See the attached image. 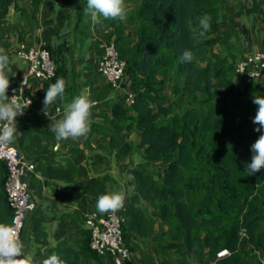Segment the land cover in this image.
Masks as SVG:
<instances>
[{
	"label": "trees",
	"instance_id": "16d2710c",
	"mask_svg": "<svg viewBox=\"0 0 264 264\" xmlns=\"http://www.w3.org/2000/svg\"><path fill=\"white\" fill-rule=\"evenodd\" d=\"M15 1L0 0V47L4 38L1 29L9 27L11 9L19 8ZM220 1L139 0L128 16L137 24V41L132 42L123 26L108 37L127 64L120 87L128 76L133 90L130 107L124 98L112 105L110 124L118 134L136 129L141 136L144 161L130 170L135 191L157 208L161 222L169 227L158 235L165 253H176L181 260L190 253L199 264H264V169L250 176L245 172L253 155L251 145L264 132L254 130L258 106L252 102L254 96L264 97V86L258 82L261 78L249 80L246 74L237 73L233 47L227 51L216 48L226 35L219 18ZM38 3L34 0L36 7ZM248 9L259 17L264 32V0H249ZM204 15L211 18L210 30L194 38L192 32L199 31V18ZM62 44L55 50L50 44L43 45L57 67L56 75L46 81L51 84L63 74L57 66L64 52ZM185 50L194 53L190 63L180 62ZM168 81L173 83V102L164 92ZM46 122L38 115L23 119L22 141L27 136L40 139L36 128L40 125L47 133ZM108 142L110 148L119 145L114 135ZM17 148L32 160L23 148ZM41 148L39 145L37 152ZM131 148L132 144L124 143L120 154ZM153 162H160L163 169H148L146 166ZM75 171L74 164L68 168L49 164L46 175L70 181ZM6 178L7 166L0 160V224L9 226L13 210L4 190ZM91 190H104L103 182L97 181ZM121 214L125 217L124 235L131 232L150 237L153 220L141 207L128 205ZM86 232L79 253L100 259L89 246L91 230ZM224 249L229 254L218 257ZM52 254L65 264H77L74 249L58 247ZM71 255L73 260L68 263ZM176 262L164 258L158 264Z\"/></svg>",
	"mask_w": 264,
	"mask_h": 264
},
{
	"label": "crops",
	"instance_id": "0c3cea01",
	"mask_svg": "<svg viewBox=\"0 0 264 264\" xmlns=\"http://www.w3.org/2000/svg\"><path fill=\"white\" fill-rule=\"evenodd\" d=\"M138 4L139 0H124L126 19H105L101 16L100 22L96 23L86 11L87 0H39L37 7L34 0H16L15 5H19V8L11 9L8 15L9 27L1 29L4 38L0 48L6 50L11 61V71L8 73L10 86L18 84L28 75L29 62L16 55L21 44L40 47L47 43L55 50L63 43L64 48L60 55L61 61L57 63L63 74L59 73L56 80L63 78L66 81L65 96L48 108L52 112L56 106H63V114L54 119L42 115L43 100L51 83L32 78L27 90L35 101V108L20 115L16 122L18 133L13 143L23 148L37 166L30 179L35 208L28 214L21 237L24 256L31 258L30 264H42L44 259L51 256L52 250L58 247L74 249L78 257L77 264H115L111 255L95 259L79 251L87 239L88 215L93 212L107 214L97 211L98 198L121 191L126 198L123 209L119 211L124 212L128 205L141 207L153 220L150 237L131 232L125 234L130 249L126 264H158L167 258L164 255L168 253L160 247L158 235L162 229L167 231L169 227L161 222L157 208L145 202L134 189V176L130 169L139 167L144 161L145 148L140 147L141 136L136 129L118 134L110 124L112 105L115 102L124 98L126 107H130L133 96L131 83L128 81L120 88H112L97 71L108 37L115 33L117 27L123 26L126 35L133 38L132 42L137 41V24L131 23L128 16H132L131 13ZM248 7L249 0L220 1L219 18L226 35L223 43L216 48L227 51L233 47L237 60L264 46V32L260 27L259 17L251 13ZM163 77L164 75H160V78ZM235 80L241 84V79H237V76ZM258 82L264 86V75ZM172 84L168 81L164 91L171 102L174 101L170 95ZM81 94H90V98L96 101L91 110L90 132L86 137L57 142L50 124L62 119L66 105ZM7 95L9 96V89ZM177 110L180 111V108ZM37 115L47 121L48 132L44 133L39 125L35 134L40 135V139L34 141L31 136H27L22 141L23 119ZM111 135L116 136L119 142V145L112 148L108 142ZM32 136H35L34 133ZM126 142L132 144V148L121 155V146ZM39 145L42 148L37 152ZM75 147L79 149L74 150ZM49 164L64 168L74 164V179L67 181L48 177L46 171ZM146 167L151 170L163 169L160 162L149 163ZM99 180L103 182L104 190L93 192L91 187ZM262 232L264 235V227ZM187 255V264H199L193 255ZM261 257L264 259V252ZM72 260L71 255L67 261L70 263Z\"/></svg>",
	"mask_w": 264,
	"mask_h": 264
},
{
	"label": "built area",
	"instance_id": "2783aa9c",
	"mask_svg": "<svg viewBox=\"0 0 264 264\" xmlns=\"http://www.w3.org/2000/svg\"><path fill=\"white\" fill-rule=\"evenodd\" d=\"M17 56L28 61L30 64L28 75L21 81L9 88V97L15 96L20 103L24 113L34 109L35 101L27 92L30 79L35 78L48 81L56 75V64L44 46L34 47L21 44L17 49ZM126 60L120 57L116 43L112 40L107 43L102 58L98 63V71L106 77L108 83L113 87H120L126 70ZM236 71L246 74L249 80L260 79L264 75V46L241 58L236 62ZM29 101H31L30 105ZM133 102V98H131ZM47 118H57L64 112L63 107L56 106L51 112L47 109ZM19 116L16 118V122ZM0 160L7 166V178L4 190L10 207L13 210L10 227L15 230L21 240L26 226L28 214L35 208L33 195L30 190V177L36 172V163L27 158L15 144L0 146ZM125 217L121 212L98 214L91 213L86 219V225L91 230L89 246L99 256L111 255L115 264H126L130 257L129 245L123 232ZM229 254L224 249L217 256L222 257Z\"/></svg>",
	"mask_w": 264,
	"mask_h": 264
},
{
	"label": "clouds",
	"instance_id": "9594fccd",
	"mask_svg": "<svg viewBox=\"0 0 264 264\" xmlns=\"http://www.w3.org/2000/svg\"><path fill=\"white\" fill-rule=\"evenodd\" d=\"M86 11L96 23L100 22L101 16L105 19L120 20L126 19L127 16L124 0H87ZM210 20L207 15L200 17L199 31L193 30L192 36L203 37L210 30ZM179 59L182 63H190L194 59V53L185 50ZM10 63L6 50L0 48V146L11 144L16 140L18 133L16 118L24 113L22 103L18 102L14 95L11 97L7 95L10 87L8 75L11 71ZM65 91L66 81L63 78H58L47 88L42 109L45 115H48L47 109L57 99H64ZM252 102L258 106L253 119V124L257 125L254 130L261 132L264 129V97L254 96ZM30 103L31 101L28 105ZM95 105L96 101L90 98V94H81L67 104L64 117L50 124L55 140L59 142L69 138L86 137L91 129V110ZM251 151L253 153L251 163L245 168L248 176L264 169V132H261L251 145ZM125 198L123 191L101 195L96 202V209L100 213H115L123 209ZM30 262L31 258L24 256V244L15 230L8 225L0 224V264H30ZM42 264H65V261L57 254H52L44 259Z\"/></svg>",
	"mask_w": 264,
	"mask_h": 264
},
{
	"label": "rangeland",
	"instance_id": "374dc122",
	"mask_svg": "<svg viewBox=\"0 0 264 264\" xmlns=\"http://www.w3.org/2000/svg\"><path fill=\"white\" fill-rule=\"evenodd\" d=\"M109 36V35H108ZM110 37V36H109ZM114 39V38H113ZM99 63V62H98ZM98 67V66H97ZM128 77V76H127ZM127 77L125 76V79H124V82H123V84L126 82V81H128L127 80ZM237 79H239L238 77H237ZM185 102H187V99H185L184 100ZM188 102H189V100H188ZM179 106H181L180 108H182V106L184 107V105H179V103H178V107ZM262 227H264V224H263V226ZM160 247L162 248V244L160 243ZM170 254V255H169ZM165 257H167L168 259H170L171 261H174V262H176L177 261V259L179 260V261H181L182 262V264H187V262H188V259H187V257H185V259L184 258H182V260H181V256H179L178 254H176V253H173V252H169L168 253V255H164ZM179 257V258H178ZM194 259V258H193ZM178 261V262H179ZM178 262H176L175 264H178ZM189 263H190V261H189Z\"/></svg>",
	"mask_w": 264,
	"mask_h": 264
}]
</instances>
